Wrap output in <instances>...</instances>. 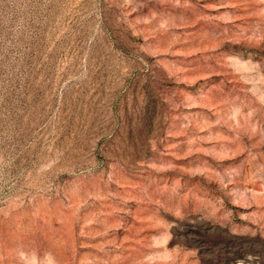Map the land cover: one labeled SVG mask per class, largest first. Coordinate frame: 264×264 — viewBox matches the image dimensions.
Returning <instances> with one entry per match:
<instances>
[{
    "label": "rangeland",
    "instance_id": "1",
    "mask_svg": "<svg viewBox=\"0 0 264 264\" xmlns=\"http://www.w3.org/2000/svg\"><path fill=\"white\" fill-rule=\"evenodd\" d=\"M0 264H264V0H0Z\"/></svg>",
    "mask_w": 264,
    "mask_h": 264
}]
</instances>
